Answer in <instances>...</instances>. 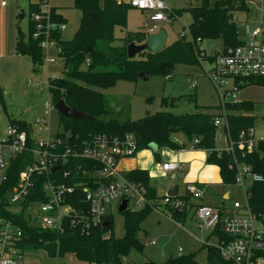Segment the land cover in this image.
I'll return each instance as SVG.
<instances>
[{
    "label": "trees",
    "instance_id": "obj_1",
    "mask_svg": "<svg viewBox=\"0 0 264 264\" xmlns=\"http://www.w3.org/2000/svg\"><path fill=\"white\" fill-rule=\"evenodd\" d=\"M73 7L80 10V26L74 37L70 40L61 37V31H53L51 39L55 41L59 55L64 61V74L47 80V88L55 104L59 100L78 111L86 114L85 117L74 119L60 115L59 126L62 131L56 134L67 140L80 142L89 140L96 135L124 136L132 134L136 140L137 151L148 148H170L180 150L191 146L195 139L198 149L210 150L207 163L219 167L222 184L233 185L236 183L235 160L247 164L252 171L262 175V181H254L246 187L245 193L251 211L264 223V139H259L251 151L238 150L234 152L216 150L217 132L215 119H223V130H228L231 140L236 143L242 130H247L255 125V102L240 101L234 104L220 103L217 106L202 107L197 105L195 112L176 114L170 111L147 112L138 120L130 118H117L107 106V100L102 90L115 85L119 80H137L143 72L147 77L164 75L168 79L173 76V67L176 63H200V44L204 40L220 39L223 43L222 50L235 47L243 43L238 38V27L235 22L234 12L238 10L249 11L248 0H198L199 4L187 8L174 9L173 19L180 17L184 11H189L193 22L188 27L190 39L186 34H181L176 41L168 44L163 50L153 53L149 49L129 58L127 46L134 42H146L147 35L142 30L138 33H128L123 38H117L115 28L127 25L128 10L131 7L125 2L117 0H71ZM39 11L37 3H31L28 9V27L25 32L20 20L24 11L20 10L17 16V37L15 49L18 55H28L35 67L44 63V52L41 39L33 38L36 23L34 13ZM51 18L57 22H65L55 7L51 8ZM44 36H42V39ZM207 58H211L209 55ZM248 85L264 87V76L251 78ZM197 94H186L179 97H162V106H176L181 101H196ZM225 109V116L223 110ZM19 126H28L25 120L10 119ZM182 135L180 141L178 135ZM263 152V153H262ZM26 156V155H25ZM158 157V153L155 152ZM19 156L12 161L8 169V180L0 189V219L13 220L18 223L24 237L20 246L27 251H43L45 258L51 262H58L65 255L73 254L79 261L89 264H201L195 258V253L181 254L171 257L164 263L154 260L124 261L132 250L143 254L144 245L137 238L140 223L151 208L139 211L130 209L122 212L124 215L125 234L116 237L113 231L112 214L106 216L105 221L98 225H85L76 213L64 221L63 232L43 230L32 224V219L26 216L30 203L45 199L42 184L43 177H36L32 195L24 203H11L10 195L18 184L19 173L33 157L28 155L25 161ZM159 160V158H158ZM60 169L49 176L50 179L75 186L74 191L66 195L65 201L80 211L88 213L90 208L85 201L82 186L76 183L93 184L91 172L96 169V163L82 158L69 156L62 162ZM69 172L65 176V172ZM133 182L146 187L148 197L153 200L161 199L157 191L149 184V172L146 169H133L124 172ZM188 202L189 198L183 195ZM194 206L193 203H190ZM223 212L224 210L221 209ZM185 211L172 212L174 219L180 220ZM108 222V224H105ZM220 231V230H219ZM108 235V237H106ZM220 238L230 240L231 237L222 231ZM208 264H233L225 259L217 246L205 244ZM264 256V250L260 252Z\"/></svg>",
    "mask_w": 264,
    "mask_h": 264
},
{
    "label": "built area",
    "instance_id": "obj_2",
    "mask_svg": "<svg viewBox=\"0 0 264 264\" xmlns=\"http://www.w3.org/2000/svg\"><path fill=\"white\" fill-rule=\"evenodd\" d=\"M125 2L133 8L148 11L149 18L146 28L143 30L146 35L155 33L159 23L173 19L174 9L169 7L165 0H117ZM261 4V17L256 20L257 25L252 28L248 26V39L242 44L229 47L226 50L217 51L211 58H207L205 50L200 47V60L208 61L209 67L206 75L218 89L222 90L221 104H234L240 102L241 90L249 83L251 78L264 76V0ZM39 11L34 13L33 20L36 23V30L33 38L41 39V47L48 49L56 46L51 39L53 31H61L62 22L51 18L49 0L37 2ZM2 6L6 5L3 0ZM42 36L44 38L42 39ZM197 42L200 44L201 39ZM57 47V46H56ZM46 62H53V58L44 55ZM191 84L196 87V82L191 79ZM31 88L32 82H28ZM51 96V95H50ZM54 108L53 101L45 103L44 115L34 123L28 122V126L22 127L8 120L3 124L5 110L0 92V189L8 180V169L12 161L23 156L22 161L27 160L28 155L33 160L19 173L18 184L10 195L11 203H24L28 200L36 182V177H43L42 189L45 199L43 201L30 203L26 210V216L32 219V224L43 230L63 232L64 221L70 215L79 214L80 220L85 225H98L105 221L107 215L111 214L110 209L120 205L124 199L128 200V209L134 211L147 207L160 213L163 211L171 218L172 212L185 211L190 205L191 199H202L206 193V187L201 184H186L183 197L165 195L161 199H150L144 185L133 182L118 167L122 158L134 156L137 152V144L132 134L124 136L96 135L86 141L67 140L60 136L50 135L48 121L50 110ZM225 109L223 110V113ZM215 125L220 131L217 138L225 141V146L216 149L234 152L238 150L251 151L256 148L260 139L256 136L254 127L242 130L239 140L234 143L228 130H223V119L217 117ZM40 128L46 129L45 136H36ZM198 139L193 141L190 148L195 149ZM186 149V148H183ZM206 150V149H205ZM208 152L210 150H207ZM26 155V156H25ZM82 158L96 163V169L91 172L93 184L76 183L82 186L85 201L89 205L88 213L76 212V208L65 201L66 195L74 191L75 186H68L60 183L49 176L60 169L62 162L67 158ZM55 167L57 170L53 171ZM236 181L239 180L247 187L246 183L262 181V175L252 171L251 167L235 160ZM157 169L171 173L182 169L180 162H160ZM69 172H65L68 176ZM38 206L36 213L29 212V208ZM194 218L202 232L211 231L221 226L224 233L231 237L230 240H223L218 244L221 255L230 260L233 264H264V256L260 254L264 250V223L252 211L245 193L243 203L235 201L232 211H221L220 208L206 204L194 206ZM264 218V217H263ZM24 232L18 223L13 220L0 219V264H40L35 260L28 259L31 252L24 250L20 242ZM108 237V235H106ZM181 251V249H180ZM50 264H58L51 262Z\"/></svg>",
    "mask_w": 264,
    "mask_h": 264
},
{
    "label": "rangeland",
    "instance_id": "obj_3",
    "mask_svg": "<svg viewBox=\"0 0 264 264\" xmlns=\"http://www.w3.org/2000/svg\"><path fill=\"white\" fill-rule=\"evenodd\" d=\"M0 0V87L4 93L5 110L3 114V124L11 118L25 120L34 123L44 115L45 103L51 102L52 98L47 88V80L52 77H60L64 74V61L59 55L56 46L44 49L43 52L49 58H53V62H46L35 67L28 55H18L15 50L16 41V23L17 15L20 10L24 11V17L21 18L20 24L26 32L28 25V9L31 3H37L39 0H4L6 7L2 8ZM103 0H100L102 4ZM249 11L238 10L234 12L235 22L238 27V38L241 41L248 39L246 26L250 25L254 28L256 20L261 17V4L259 0H248ZM165 3L172 8H187L199 4L198 0H165ZM49 4L57 9L65 22H62L61 37L70 40L74 37L80 26L81 12L73 7L71 0H49ZM3 9L6 10L5 18ZM149 12L137 8L130 7L128 10L127 25L125 27L117 26L115 35L117 38H123L128 33H138L144 30L148 23ZM4 21V24H3ZM193 22V16L189 11L176 18L159 23L155 32L164 29L168 35V43L171 44L178 37L185 33L190 39L187 31L189 25ZM4 29V35L2 30ZM200 46L205 50L206 54L211 56L216 51H221L223 43L220 39L204 40ZM208 61L200 63L186 64L176 63L173 67V76L168 79L164 75H152L143 79L139 77L137 80H119L115 85L106 90H102L107 100V106L117 118L138 120L146 115L147 112L154 113L164 110L176 114L191 113L198 110L196 103L202 107L217 106L222 100V90L214 86L206 75V69L209 67ZM191 79L197 85L193 87ZM32 82L31 88L28 82ZM196 93V101H181L176 106H162V97H179L181 95ZM241 101L255 102L254 129L256 136L264 137V87L258 85H248L241 90ZM223 118L226 112L222 113ZM45 119L48 121L49 134L55 135L58 131H62L63 127L59 126L60 114L52 108L49 116ZM46 129L40 128L36 131V136H45ZM178 138L183 139L182 135ZM225 144L223 139L217 138L216 149H220ZM190 150V146L186 147ZM176 149L170 148H148L139 151L135 156L126 159L122 158L118 167L123 171H131L144 165L149 172V184L156 188L157 192L164 196L166 189L174 180L172 174L155 173V166L160 162L174 161ZM158 153V157L155 156ZM263 153V152H262ZM159 158V160H158ZM135 165V166H134ZM142 166V167H144ZM189 163L186 164V170H189ZM185 170V172H186ZM180 171V170H179ZM179 171L174 172V176H178ZM184 172V173H185ZM216 178L217 176L212 173ZM181 180H178L180 183ZM249 186V181L246 183ZM245 185L237 180L232 186H223L222 184L212 183L209 185L208 192L204 196L203 203L214 206L227 193H230V199L226 200L229 207L235 201L243 203L245 201ZM186 185H181V194L185 193ZM195 200V199H194ZM193 200V201H194ZM192 201V203H194ZM38 206L34 205L29 208V212L36 213ZM193 206L186 208L187 216L185 223L180 227L173 219L162 215L160 212L151 209L147 212L141 223L137 237L145 245L144 253L157 263H164L171 254L176 256L179 254V247L184 249L185 254L195 253L196 260L201 264H207L206 250L202 249V243L196 237L201 236L200 228L191 221ZM113 217V231L116 237H122L125 234L124 215L113 206L110 209ZM198 222V221H197ZM205 233V232H204ZM206 234V233H205ZM207 235V234H206ZM156 239L157 245H150V239ZM208 244L217 245L215 237L210 238ZM162 251L166 257L162 256ZM189 252V253H188ZM28 259H36L45 256L43 251L33 252ZM146 259L144 254L136 250H132L128 256L124 257V261H143ZM58 264H89L79 261L74 255H67L59 259Z\"/></svg>",
    "mask_w": 264,
    "mask_h": 264
},
{
    "label": "crops",
    "instance_id": "obj_4",
    "mask_svg": "<svg viewBox=\"0 0 264 264\" xmlns=\"http://www.w3.org/2000/svg\"><path fill=\"white\" fill-rule=\"evenodd\" d=\"M6 7V5L5 6H2V8H5ZM250 9V8H249ZM5 12H6V10L5 9H3V13H4V18H5ZM57 13H59V12H57ZM18 16V15H17ZM16 16V17H17ZM18 19V18H17ZM3 24H4V21H3ZM248 26H250V25H247L246 26V32H247V30H248ZM27 27H28V25H27ZM16 30H17V23H16ZM2 34L4 35V29L2 30ZM16 37H17V34H16ZM15 44H16V41H15ZM16 50V49H15ZM217 52V51H216ZM196 85H197V83H196ZM0 92H1V95H2V101H3V103H4V106H5V100H4V93H3V90H2V88L0 87ZM6 108V107H5ZM220 131V130H219ZM178 137V136H177ZM260 139H264V137L263 136H260L259 137ZM180 141L182 140V139H180V138H178ZM225 142V141H224ZM225 146V144L223 145V147ZM177 153H176V156H175V158H174V161H171V162H175V161H177V162H180L181 164H182V169L179 171V174H178V176L176 177V176H174L173 178H174V180H177V181H175L174 183H172V184H170V186H168L167 187V189H166V192L164 193V196L165 195H167V193L169 192V190L171 189V188H173L174 186H177V191H178V195H183V194H181V185H186V184H188V183H196V184H201V185H203V186H205L206 187V193L208 192V189H209V185L210 184H212V183H217V184H222V178H221V175H220V169H219V167L218 166H216V165H214V164H209V163H207V156H208V151L207 150H205V149H198V148H195V149H190V150H187V149H180V150H177L176 151ZM135 156V155H134ZM126 158H128V157H126ZM126 158H124V159H126ZM158 163H160V161L158 162ZM157 163V164H158ZM187 163H189V170L187 169L186 170V164ZM157 164H156V166H155V170H154V172L155 173H158V174H170V173H167V172H163V171H161V170H158L157 169ZM135 166V165H134ZM142 166H144V165H140V167H139V169H146L147 170V168H145V166L144 167H142ZM135 169H137V168H135ZM132 170H133V167H132ZM185 170H186V172H185ZM123 171V170H122ZM123 172H127V171H123ZM185 172V173H184ZM212 173H214L217 177L215 178L213 175H212ZM178 180H181L180 181V183H178ZM223 186H232V185H224V184H222ZM250 185V184H249ZM156 189V188H155ZM157 191V190H156ZM205 193V194H206ZM157 195L159 196V197H163L161 194H159L158 192H157ZM205 196V195H204ZM231 197H230V193L229 192H227L222 198H221V200H219V202L217 203V204H215L214 205V207H216V208H220V209H222V210H224L226 213L227 212H230V211H232V205L231 206H227L226 205V200L227 199H230ZM194 199H191V202L193 201ZM203 201H204V197L202 198V199H195L193 202V205L194 206H196V205H198V204H205V203H203ZM207 205V204H206ZM120 206V205H119ZM119 206L118 205H115V207L118 209L119 208ZM194 206H193V208H194ZM112 208V207H111ZM128 210V209H127ZM139 210H142V209H137V210H134V211H139ZM120 213H122V212H120ZM177 213V212H176ZM112 214V213H111ZM162 215H164V216H166V217H169L164 211H163V213H161ZM186 216H187V212L185 213V214H183V215H181V217H180V220L178 221L177 219H174V218H171V217H169L170 219H173L180 227H182L183 225H184V223H185V219H186ZM191 221L194 223L195 222V224H197L196 226L199 228V226H198V222H197V220L194 218V215H193V213H192V216H191ZM143 221V220H142ZM142 223V222H141ZM141 223H140V227H141ZM220 230V231H219ZM201 231V230H200ZM223 232L224 233V231L222 230V228H221V226H218L217 228H215L214 230H211V231H204V232H202L201 231V236L198 238V237H196V239L199 241V242H201L203 245H202V249H205V248H203V246L205 245V244H208V241L210 240V238H212V237H215L216 239H217V245H214V244H209V245H214V246H218V244L221 242V241H223L224 239L223 238H220V236H219V233L220 232ZM225 234V233H224ZM226 235V234H225ZM136 236H137V234H136ZM138 238V237H137ZM139 239V238H138ZM140 240V239H139ZM149 243H150V245H157V240L154 238V239H150V241H149ZM142 244H143V242H142ZM144 245V244H143ZM144 248H145V245H144ZM180 249H181V251H180ZM206 250V249H205ZM179 254H177L176 256H179V255H181V254H185L184 253V249L182 248V247H179ZM29 252H31V253H33L32 251H29ZM189 253V252H188ZM143 254H144V257L146 258V259H151V258H149L148 257V255H146L145 253H144V250H143ZM191 254V253H190ZM68 255H73V254H68ZM31 256H34V255H31ZM65 256H67V255H65ZM65 256H63V257H65ZM75 256V255H74ZM162 256H164V257H166V254H165V252H163L162 251ZM176 256H173L172 254H171V256H170V258L171 257H176ZM76 257V256H75ZM146 259H143V261L144 260H146ZM206 259H207V252H206ZM32 260H35V261H37V262H39L40 264H50L51 263V261H48L46 258H45V256H42L41 258H39V257H37V260L36 259H32ZM151 260H153V259H151ZM207 264H208V262H207Z\"/></svg>",
    "mask_w": 264,
    "mask_h": 264
},
{
    "label": "water",
    "instance_id": "obj_5",
    "mask_svg": "<svg viewBox=\"0 0 264 264\" xmlns=\"http://www.w3.org/2000/svg\"><path fill=\"white\" fill-rule=\"evenodd\" d=\"M126 1H128V0H126ZM168 44L169 43H168L167 33L165 32L164 29H160L157 32L148 35L145 43H142V44H136L134 42L130 43L127 46V54H128L129 58H135L138 54L145 51L146 49H149L153 53H157V52H160L161 50H163ZM139 77H141L143 79H147V76L143 72H141L139 74ZM54 109L57 110V112L60 115L68 117V118L79 119V118H83L86 116V114L84 112L78 111V110H75V109L69 107L65 103L64 100H59L58 102H56L54 104ZM57 169H58V167H55L53 169V171H55ZM167 195L177 196L178 195L177 186H174L173 188H171L169 190V192L167 193ZM127 209H128V200L124 199L121 202V204L118 208V211L124 212ZM105 224H108V222H106Z\"/></svg>",
    "mask_w": 264,
    "mask_h": 264
}]
</instances>
